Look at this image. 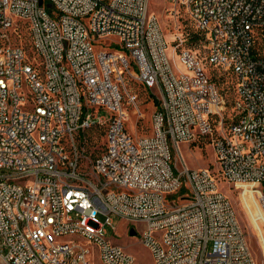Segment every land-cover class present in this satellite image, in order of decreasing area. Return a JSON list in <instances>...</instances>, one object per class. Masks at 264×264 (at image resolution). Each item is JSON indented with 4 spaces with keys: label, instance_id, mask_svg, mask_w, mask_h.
<instances>
[{
    "label": "built area",
    "instance_id": "1",
    "mask_svg": "<svg viewBox=\"0 0 264 264\" xmlns=\"http://www.w3.org/2000/svg\"><path fill=\"white\" fill-rule=\"evenodd\" d=\"M171 2L202 34L208 63L234 75L231 121L195 53L175 54L188 73L172 66L149 0H0V257L6 264H94L96 258L136 264L105 236V225L115 229L111 216L129 231L142 226L141 243L154 264H258L212 173L180 167L171 149L210 139L223 178L257 186L264 247V0ZM20 23L37 69L22 48L8 44ZM125 79L159 91L150 137L134 139L127 131L128 108L142 113ZM92 128L105 129L95 180L79 171L75 145Z\"/></svg>",
    "mask_w": 264,
    "mask_h": 264
},
{
    "label": "rangeland",
    "instance_id": "2",
    "mask_svg": "<svg viewBox=\"0 0 264 264\" xmlns=\"http://www.w3.org/2000/svg\"><path fill=\"white\" fill-rule=\"evenodd\" d=\"M150 14L154 15L162 29L165 40L168 45V58L177 71L188 73L182 68L179 61L180 55L184 51L195 53L201 61L209 79L218 87L221 95L226 102L225 117L230 120L234 116V105L236 101V80L233 74L224 72L210 65L207 61L206 46L202 39L194 43L190 38L198 35V30L190 20L183 7L175 6L171 0H149ZM19 31L12 33L8 44L20 47L28 57V64L37 69L39 59L32 45V40L26 25L19 24ZM125 85L128 93L137 96V106L142 115L135 114V107H129L127 113L130 116L126 124L128 133L134 138L150 137L154 133L153 114L160 107L159 91H150L133 80L125 79ZM126 99V96H125ZM157 102V104H156ZM127 110V109H126ZM107 119L110 113H103ZM81 137V138H80ZM75 145L80 156L79 171L88 176L90 180H95L93 174V162L103 154L105 149L104 130H95L94 133L79 136L75 140ZM172 156L178 159V164L187 166L190 169H207L215 178L219 190L225 194L236 211L239 222L244 230L249 247L258 264H264V247L262 241V223L256 218L262 219L258 211L259 205L255 199L259 190L255 185H245L236 187L228 183L222 176L215 162V155L210 139H200L194 144H180L179 151L172 146ZM99 220L103 223L106 217L100 216ZM115 229L110 225H105V236L110 238L113 243L124 247L133 254L137 260L136 264H154L153 257L149 250L141 243L142 226L138 225L135 229L137 235H129L130 225L119 217L111 216ZM132 228V227H130ZM1 245V241H0ZM7 251L3 249V254ZM0 264H6L0 257ZM94 264H101L96 258Z\"/></svg>",
    "mask_w": 264,
    "mask_h": 264
},
{
    "label": "trees",
    "instance_id": "3",
    "mask_svg": "<svg viewBox=\"0 0 264 264\" xmlns=\"http://www.w3.org/2000/svg\"><path fill=\"white\" fill-rule=\"evenodd\" d=\"M47 6V8L51 11V6L50 5H46ZM199 32V31H198ZM199 34L201 35V38L198 36V35H193L191 38H190V40H191V42L192 43H194V42H196V41H199L200 39H202L203 41H204V38H203V36H202V34L199 32ZM205 43V42H204ZM156 104H157V102H156ZM95 130H104V132H105V129H103V128H92V129H89V130H87V131H85V134H91V133H94L95 132ZM80 135H82V134H80ZM79 135V136H80ZM79 136L77 137L78 139H79ZM81 138V137H80ZM105 150V149H104ZM104 152V151H103Z\"/></svg>",
    "mask_w": 264,
    "mask_h": 264
},
{
    "label": "water",
    "instance_id": "4",
    "mask_svg": "<svg viewBox=\"0 0 264 264\" xmlns=\"http://www.w3.org/2000/svg\"><path fill=\"white\" fill-rule=\"evenodd\" d=\"M40 4L42 5V4H43V1H40ZM129 235H130L131 237H135V236L137 235V232H136L134 229H131V230L129 231Z\"/></svg>",
    "mask_w": 264,
    "mask_h": 264
},
{
    "label": "bare ground",
    "instance_id": "5",
    "mask_svg": "<svg viewBox=\"0 0 264 264\" xmlns=\"http://www.w3.org/2000/svg\"><path fill=\"white\" fill-rule=\"evenodd\" d=\"M183 68V67H182Z\"/></svg>",
    "mask_w": 264,
    "mask_h": 264
}]
</instances>
